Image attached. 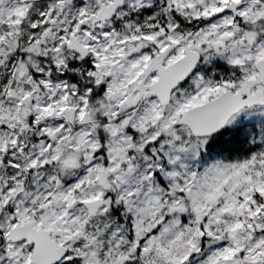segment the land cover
I'll return each instance as SVG.
<instances>
[{
    "label": "snow or ice",
    "instance_id": "1",
    "mask_svg": "<svg viewBox=\"0 0 264 264\" xmlns=\"http://www.w3.org/2000/svg\"><path fill=\"white\" fill-rule=\"evenodd\" d=\"M0 264H264V0H0Z\"/></svg>",
    "mask_w": 264,
    "mask_h": 264
}]
</instances>
